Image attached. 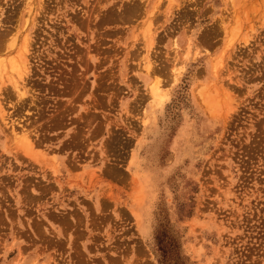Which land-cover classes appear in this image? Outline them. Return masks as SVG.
Listing matches in <instances>:
<instances>
[{"label":"rangeland","instance_id":"374dc122","mask_svg":"<svg viewBox=\"0 0 264 264\" xmlns=\"http://www.w3.org/2000/svg\"><path fill=\"white\" fill-rule=\"evenodd\" d=\"M13 33L0 264H264V0H0Z\"/></svg>","mask_w":264,"mask_h":264},{"label":"bare ground","instance_id":"6f19581e","mask_svg":"<svg viewBox=\"0 0 264 264\" xmlns=\"http://www.w3.org/2000/svg\"><path fill=\"white\" fill-rule=\"evenodd\" d=\"M29 7H30V5H29ZM30 8H32V7H30ZM27 13H29V11H27ZM26 23H28V22H26ZM25 25H27V24H25ZM25 28H26V26H25ZM149 30H147V32H149ZM151 31L149 32L150 34L148 33V35H146L148 41H150V39L152 38L151 37L152 36ZM25 35L23 37V39L24 38L25 39L22 40L20 45L18 44V40H19L17 38L18 35L15 33L13 35V38L11 37V39L10 38L7 39L6 42L2 43L3 46L0 47V97H1V93H2L1 90L3 89V87H6V85L7 86L10 85L13 88L15 94L20 98L25 93V88H24V87H26L25 86V78H26V74H28V72H27L28 71V67H27V65H28L27 55L28 54L27 53H29L28 52V45H27V38ZM148 41H147V43H148ZM148 47H150V46H148ZM187 52L183 53L184 56H187ZM145 61L146 62H145V65L143 68L145 69L146 73H149L151 71V68H152V67H150V62H149L150 60L145 58ZM173 61L175 63H174V66L170 69V82L169 83H173V82L178 80L179 75L181 73V69H182V65L180 63L177 64V62H176V56L173 57ZM156 81L158 82L159 80H156ZM157 82H153L151 84L149 83L150 84L149 85V92H148L149 93V99H150V102L153 104L159 103L164 98V95L162 94L163 90L160 89ZM200 94H202V93H200ZM0 99H2V98H0ZM2 104H3V102L1 103V101H0V118H1V120L5 123V125H8L10 127L11 132L13 134V137L15 138V140H17V142H19V145L24 150V153L26 152L25 155L30 156V157L33 156L32 151H31L32 143H31V140L29 139V136H27L28 134H26V130L24 132L19 131L21 133L17 132L18 130H16V128L14 127V123L16 121L12 120L9 117L8 113L6 112V110L2 106ZM33 158H34V156H33Z\"/></svg>","mask_w":264,"mask_h":264}]
</instances>
